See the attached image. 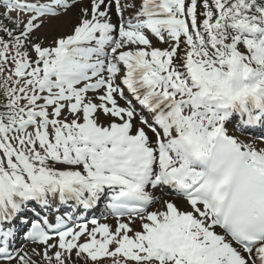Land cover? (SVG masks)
<instances>
[{
    "label": "snow or ice",
    "instance_id": "obj_1",
    "mask_svg": "<svg viewBox=\"0 0 264 264\" xmlns=\"http://www.w3.org/2000/svg\"><path fill=\"white\" fill-rule=\"evenodd\" d=\"M0 264H264V0H0Z\"/></svg>",
    "mask_w": 264,
    "mask_h": 264
}]
</instances>
